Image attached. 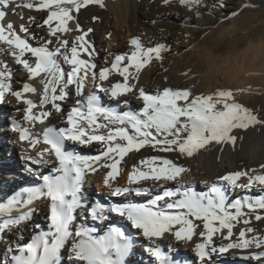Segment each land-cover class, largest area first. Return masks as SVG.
<instances>
[{
    "label": "snow or ice",
    "instance_id": "snow-or-ice-1",
    "mask_svg": "<svg viewBox=\"0 0 264 264\" xmlns=\"http://www.w3.org/2000/svg\"><path fill=\"white\" fill-rule=\"evenodd\" d=\"M170 2L163 0L165 5ZM202 2L178 0L189 11H197ZM92 3L103 7L102 0H0V45L9 47L15 63L23 66L29 79L40 78L43 89L38 105L31 99H24L25 94H36L37 89L23 83L21 90H14L12 72L3 63L0 68V103L10 93L17 102L26 105L23 120L34 126L43 124L53 114L43 110L46 105H50L56 113L62 112L57 102L64 101L71 88L74 87L75 96L78 97L76 106L66 115L67 126L59 129L45 127L42 139L41 134L32 133L28 127L12 122V130L19 134L21 142L28 141L32 148L40 143L45 145L35 157H27L32 164L48 166L50 161L46 155L54 156L56 163L52 165L54 174H41L42 184L25 190V199L14 196L7 204H0V215H7L13 211L21 212L22 208H28L36 200L46 199L49 202L50 222L47 232L33 235L30 242L25 244L17 242L15 249L11 246L6 248L0 264H61V250L65 248L69 251V264H126L134 241L124 230L107 226L99 234L95 227L81 225L74 231L72 228L74 211L87 203L81 190L84 177L100 169L106 170L103 184L111 189L113 196L135 193L150 198L147 204L114 203L106 207L103 203H93L89 212L92 220L105 227L111 214L125 218L133 229H137L149 241L145 251L153 257L154 264H175L173 258L156 244L165 234L182 242L192 241L194 235H199L202 242L195 244L199 264H209L214 253L253 248L258 251L246 259L264 264V235L258 234L256 229L248 226L239 232L237 241H232L234 222H241L246 215L243 209H248L256 221L264 220V215L257 211L264 210V195H245L242 199L229 202L226 190L218 184L204 192L190 188L174 191L163 187L161 191L153 193L142 186L141 181H176L188 171L173 159L160 155L144 157L134 163L127 174L128 186L113 187L110 183L121 175L122 162L127 164L125 158L130 153H139L150 147L158 153L192 157L212 142H234L236 137L230 135L233 129H246L261 121L249 109L235 102L231 90L193 96L190 89L165 88L156 95L146 94L140 89L139 98L143 106L138 112L117 111L116 108L104 106L101 97L94 92L85 95V82L90 76L98 92L108 95L120 106L121 97L128 93L135 94L132 81L138 78L141 70L152 59H163L162 53L168 51L164 44L144 48L138 38H132L130 44L134 50L131 54H114V58L107 62L110 66L106 63L97 73L93 59L95 49L86 38L88 33L78 24L75 28L70 24L74 13H79L81 8ZM17 9L44 12L46 18L41 24L30 16L27 24H21L17 30L12 21H6L9 14H18ZM20 18L24 19L22 14ZM33 24L40 28L47 26L46 36L32 31ZM74 31L79 34L72 40L68 39L65 34ZM21 33L24 35L21 36ZM30 38L39 41V46H33ZM85 56L87 59L83 58ZM63 65H68V69ZM112 74L122 79L112 81L109 79ZM123 103L127 105L128 102ZM36 108L42 111L34 112ZM66 142L81 146L96 143L102 145L103 150L94 156L82 155L68 150ZM242 179H246L247 183H240ZM220 181L231 188L251 189L258 185L264 189V171H236L220 177ZM32 215L33 211L22 212L18 217L0 223V241L4 239L5 229L28 220ZM196 221L202 223V231H197L200 225ZM242 222L250 225L251 216L243 218ZM217 233L229 241L219 248L213 243Z\"/></svg>",
    "mask_w": 264,
    "mask_h": 264
},
{
    "label": "bare ground",
    "instance_id": "bare-ground-1",
    "mask_svg": "<svg viewBox=\"0 0 264 264\" xmlns=\"http://www.w3.org/2000/svg\"><path fill=\"white\" fill-rule=\"evenodd\" d=\"M21 2V0H17ZM100 4L92 3L74 13V19L70 24L87 32V39L94 45V62L97 65V73L100 68L106 66L114 58V54L130 55L134 50L130 44L132 38H138L142 47L150 48L158 44L167 46L168 51L162 53L163 59L152 61L146 65L133 80L135 94L128 93L120 98V106L108 95L98 92L94 82L89 79L85 82L84 93L94 92L101 97V103L107 107L125 111L138 112L143 101L139 98V90L146 94L156 95L165 88L173 90L190 89L193 96L211 95L219 90H231L235 102L249 109L251 112L258 106L262 114L260 123L250 125L246 129H233L230 135L236 137L234 142L210 143L204 149L196 152L192 157H177L175 153H158L146 147L139 153H130L126 157L127 164L122 162L121 175L116 181H111L113 187L128 186L127 174L132 165L141 158L160 155L173 159L188 171L184 172L176 181L153 183L141 181V185L149 188L153 193L159 192L163 187L174 191L191 189L197 192L208 191L218 184L226 190L229 202L242 199L245 195L259 197L264 195V189L260 186L245 188H231L220 181V177L236 171L256 173L264 171V0H203L197 11H189L181 6L178 0H171L167 5L163 0H102ZM17 15L9 14L6 21H12L17 30L21 24H27L28 17L36 18L41 23L46 18V13L17 9ZM233 13H238L233 16ZM20 14L24 19L20 18ZM208 16V17H206ZM32 31L46 36L47 26L43 28L31 25ZM90 30V31H89ZM78 32L65 34L70 40L74 39ZM21 36L24 34L21 33ZM33 46H39V41L31 39ZM54 47V45L52 46ZM29 55L30 54H26ZM87 59V57H83ZM34 59V58H33ZM249 62V65H245ZM6 63L12 72V88L21 90L23 83H28L37 89L36 94H25L24 99H31L39 104V96L43 89L39 83L40 78L34 80L28 78V73L22 65L15 63L8 46L0 45V68ZM62 63V61H61ZM110 66V63H107ZM67 70L68 65H63ZM119 81L117 74L109 78ZM98 82V81H97ZM107 83V82H105ZM78 97L75 96L74 87L64 101H58L62 112L56 113L50 105L45 109L52 112L43 124L25 123L23 120L26 105L17 102L10 94H6L3 103H0V204H7L14 196L21 199L27 197L25 190L17 189L29 182L42 184L43 175L54 174L52 165L55 164L54 156H47L48 166L32 164L27 157H35L38 151H42L45 145L40 143L32 148L28 141L21 142L19 134L12 130V122L16 121L30 132L41 134L45 127H66V115L72 107L76 106ZM127 101V105L123 102ZM34 112L42 111L36 108ZM258 118V117H257ZM106 132L107 130H103ZM131 134V129H129ZM4 135V136H3ZM5 137L6 140L2 141ZM69 150L79 152L82 155H98L103 146L93 143L91 145H79L66 142ZM51 169V170H50ZM103 169L95 173H87L81 185L83 196L87 203L84 207L76 209L73 213V231L81 226L97 228L99 234L106 230L107 226H115L131 235L134 241L133 248L126 257V264H154V259L145 251L149 241L137 229H133L125 218L114 214L102 227L100 222L93 221L89 212L93 203H103L106 207L114 203L147 204L150 197L131 195L113 196L111 189L103 184L105 175ZM240 183L246 184L242 179ZM33 211V215L18 225H12L3 232L4 239L0 241V258L5 255V249L11 246L13 249L19 244L30 242L33 235L47 232L49 228V202L46 199L36 200L28 208H22L21 212L13 211L7 215H0V223L7 219H14L22 212ZM264 215V210H257ZM243 218L251 216V224L244 225L234 222L232 241L238 240L239 232L251 226L258 234L264 235V220L256 221L254 215L248 213ZM199 224L198 232L203 230ZM226 234V233H225ZM251 235V234H249ZM11 242V245L9 244ZM202 242L199 235H194L192 241H177L173 236H165L156 241L161 250L170 255L175 264H199L195 254V244ZM229 241L217 233L213 237L214 246L219 248ZM258 251L232 249L224 254L214 253L210 257L209 264H257L256 261L246 259L251 253ZM69 251L61 250V264H69Z\"/></svg>",
    "mask_w": 264,
    "mask_h": 264
},
{
    "label": "rangeland",
    "instance_id": "rangeland-1",
    "mask_svg": "<svg viewBox=\"0 0 264 264\" xmlns=\"http://www.w3.org/2000/svg\"><path fill=\"white\" fill-rule=\"evenodd\" d=\"M206 17H208V16H206ZM248 63H249V62H246L245 65H246V66L249 65ZM130 110L133 111V109H130ZM252 113H253L254 115H256V116L258 117L259 120H262V114L260 113V110H259V107H258V106H256V107L253 109Z\"/></svg>",
    "mask_w": 264,
    "mask_h": 264
}]
</instances>
